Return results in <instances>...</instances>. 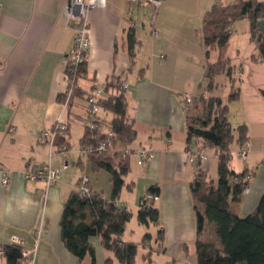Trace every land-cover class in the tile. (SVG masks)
I'll list each match as a JSON object with an SVG mask.
<instances>
[{
	"label": "crops",
	"instance_id": "crops-1",
	"mask_svg": "<svg viewBox=\"0 0 264 264\" xmlns=\"http://www.w3.org/2000/svg\"><path fill=\"white\" fill-rule=\"evenodd\" d=\"M64 1L0 0V251L16 239L25 249L36 245L33 264H106V260L122 264L103 248L99 236L89 238L93 259L89 254L78 258L66 248L60 233L64 203L71 192L78 191L83 175L88 176L93 193L110 199V174L94 169L87 156L80 154L84 131L76 146L70 129L77 123L84 130L77 120L85 117L88 91L112 89L119 82L125 85L127 118L136 131L130 148L145 147L154 153L143 166L128 158V173L115 200L118 208L131 213L120 239L137 246L133 264H197L196 241L218 244V239L211 223L198 233L190 186L198 170L215 181L208 173L214 167L217 177L218 160L217 151L208 148L204 159L189 161L184 97L196 98L192 93L201 86L206 62L214 63L219 56L218 51L216 60H209L214 48L205 54L201 33L205 13L220 1L228 5L233 0H162L151 22V8L144 11L127 0H86L94 6L88 16L91 45L67 109L62 92L73 33L61 15ZM239 22H245L241 30L233 31ZM130 29L136 41L133 56L126 41ZM224 56L239 89L235 100H227L229 90L227 103L223 102L227 119L232 128L246 127L249 143L244 158L237 155L236 132L229 145L230 169L236 174L245 170L249 176L240 200L229 205L243 217L264 194V62L251 39L247 18L231 25ZM218 86L205 89V97L217 93ZM220 95L212 96L222 99L224 93ZM58 120H67L68 129L57 136L49 155V147L40 144L38 136ZM45 164L60 171L55 183L47 186L23 177L27 165ZM2 168L10 170L6 186L1 184ZM150 187L157 189L158 199L151 206L158 220L145 225L138 221L137 212ZM0 264H7L2 255Z\"/></svg>",
	"mask_w": 264,
	"mask_h": 264
},
{
	"label": "trees",
	"instance_id": "trees-1",
	"mask_svg": "<svg viewBox=\"0 0 264 264\" xmlns=\"http://www.w3.org/2000/svg\"><path fill=\"white\" fill-rule=\"evenodd\" d=\"M243 18L250 22L251 39L256 43L260 61L264 62V32H260L257 25L258 22L264 21V1L259 0H233L225 6L214 4L205 13L201 33L206 56L215 47L220 54L224 52L230 37L231 25ZM126 41L130 55L133 56L136 43L133 30L127 32ZM228 62L229 60L222 59L221 55L214 63L206 62L203 80L207 91L218 85L216 81L218 76H224L226 79L232 77L233 69ZM85 66L86 63L77 70L78 78L82 76ZM67 74L66 67L65 78ZM122 87L118 82L112 89L108 87L101 89L102 97L97 102L100 126L104 131L114 135L111 141L113 150L109 149L102 153L94 151L97 143L106 138L103 130L89 132L84 126V135L80 140V149L90 151L86 156L92 167L104 169L110 174L112 186L110 199H103L91 189L88 197H82L79 191L71 192L61 214L60 233L66 248L78 258L89 254L93 259L89 238L99 236L103 248L111 251L122 264H133L137 246L126 244L120 239L131 213L115 205L124 184L123 176L128 173V158H122L119 150L130 147L136 137L133 124L127 118L126 99ZM76 92L77 89L74 97ZM238 94V88L229 91L227 100H235ZM205 98L203 96L194 98L193 104L185 112L186 138L190 146L188 150L203 143L204 154L208 148L217 151V177L215 181L210 180L204 171L198 170L190 189L195 202L198 233L202 231L205 223H211L218 244L198 239L195 244L197 264H264V194L260 196L254 210L243 217L236 215L229 207L230 202L240 200L247 185V180H244L247 171L236 174L229 167V145L234 138L233 133H237V141L241 147L247 142L246 127L230 126L227 105L220 97L210 95ZM199 102L203 104L202 117H190L191 110L198 108ZM156 190L150 187L147 192L156 193ZM137 219L145 225L156 223L157 210L152 206L140 207ZM1 251L7 264H19L20 246L6 245ZM106 264H111L110 260H106Z\"/></svg>",
	"mask_w": 264,
	"mask_h": 264
},
{
	"label": "built area",
	"instance_id": "built-area-1",
	"mask_svg": "<svg viewBox=\"0 0 264 264\" xmlns=\"http://www.w3.org/2000/svg\"><path fill=\"white\" fill-rule=\"evenodd\" d=\"M129 5H137L139 8L144 11L147 8L152 9V16L150 22L153 21V16L157 13L158 8L160 7L162 0H127ZM220 6H225L224 2H219ZM94 6L86 0H65L61 9V15L64 18L65 26L69 28L72 33V44L70 50L67 54V77H66V86L63 91L64 99L62 105L64 109L69 108L74 98L75 91L77 89V70L82 67L88 60V53L91 45L89 37V22L88 16L90 11ZM237 76L241 77V73L237 72ZM122 88H125V85H122ZM102 97V90L99 88H93L87 92L85 96V117L83 119L77 120L84 124L86 131L97 132L103 130L99 124V106L97 104L98 100ZM184 111H188L191 105L194 102V97L191 95H185L184 97ZM68 129V121L58 120L53 123L50 130L41 131L38 136V142L40 144L47 145L49 147V155L53 153V146L55 144L56 138L60 133L66 132ZM104 131V130H103ZM106 136L105 140L97 143L95 147L96 153H102L105 151L113 150L111 141L114 139V135L111 132L104 131ZM249 143L245 142L237 152L239 157L244 158L247 153V148ZM62 150L64 148H61ZM80 154L87 155L90 152L88 149L81 148L79 150ZM119 154L123 158L133 157L136 159V163L139 166L145 165V163L151 160L154 157V153L151 149L145 147L137 148H121ZM186 155L189 158L191 163L199 159H204V144L200 143L197 148L187 150ZM2 179L1 184L6 186L9 182L10 170L2 168ZM60 175V171L57 169L51 168L49 164L41 166H26L23 170V177L28 181H42L47 186L55 183ZM247 180V176L244 179ZM78 191L82 197L90 196V187H89V178L86 175H83L78 183ZM158 196L154 193L144 194L140 199V207H149L155 201H157ZM116 205V204H115ZM11 244H15L21 247V259L19 264H33V257L36 252V245L31 249H25L22 247L20 241L13 239ZM0 255H3V252L0 251Z\"/></svg>",
	"mask_w": 264,
	"mask_h": 264
},
{
	"label": "rangeland",
	"instance_id": "rangeland-1",
	"mask_svg": "<svg viewBox=\"0 0 264 264\" xmlns=\"http://www.w3.org/2000/svg\"><path fill=\"white\" fill-rule=\"evenodd\" d=\"M260 1H264V0H260ZM244 23L245 22H239V23H236L235 25H233V31H234V29H236L239 32L241 30L242 25ZM136 24H138V23L136 22ZM218 51L219 50H217L216 48L212 49L209 60H216V57L218 55ZM229 53L232 55V58H231L232 61L235 60L233 58V50L231 51V49H229ZM220 55H221V58L222 59H226L225 56H224V52L221 53V54L219 52V56ZM219 56H218V58H219ZM232 73L233 74H232V77L230 79L229 78L225 79L224 76H218L217 77V80H216L217 83H219L218 91H217V93H215V92H211L210 93V95H216V94L218 95V94H221L220 96H222V92H223L224 95L222 97V100H223V102L225 104L227 103L226 95H227L228 91L229 90L231 92L232 91H235V89L237 88V84H238V79L236 78V75L234 73V70H232ZM225 80H227L228 85H229V88H228L227 82ZM223 84H225V87L222 86ZM205 85H206L205 81L202 80L201 86L200 87L197 86L196 87V90L192 94H194V96H196V97L203 96L204 99H206L205 98V95H206L205 94ZM62 98L64 99L63 92H62ZM202 110H203V104L201 102H199L198 108H196V109L193 108L191 110L190 117H202ZM83 131L84 130H83V126L82 125L77 124V123L71 125L70 132H71V136H72V140H73L74 145L77 146L79 144V137L81 136V134L83 135ZM234 147H235L234 145L231 146V148H234ZM73 156H75V155H73ZM81 159H83L85 161L84 158H81ZM75 162H77V157L76 156H75ZM213 165H214V162H213ZM80 174H81V172H80ZM74 176H76V174ZM208 176H211L212 178H216V169L214 167H213V169L212 168L210 169V171L208 173ZM248 178H249V176H247V179ZM146 193L149 194V192H146ZM139 208H140V206H139Z\"/></svg>",
	"mask_w": 264,
	"mask_h": 264
},
{
	"label": "water",
	"instance_id": "water-1",
	"mask_svg": "<svg viewBox=\"0 0 264 264\" xmlns=\"http://www.w3.org/2000/svg\"><path fill=\"white\" fill-rule=\"evenodd\" d=\"M258 28L260 32H264V21L258 22Z\"/></svg>",
	"mask_w": 264,
	"mask_h": 264
},
{
	"label": "bare ground",
	"instance_id": "bare-ground-1",
	"mask_svg": "<svg viewBox=\"0 0 264 264\" xmlns=\"http://www.w3.org/2000/svg\"><path fill=\"white\" fill-rule=\"evenodd\" d=\"M122 157V156H121ZM123 158V157H122Z\"/></svg>",
	"mask_w": 264,
	"mask_h": 264
}]
</instances>
